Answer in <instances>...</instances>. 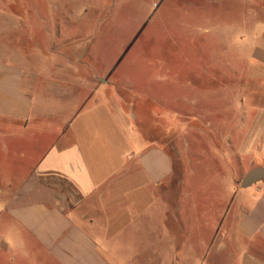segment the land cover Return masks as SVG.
Here are the masks:
<instances>
[{"label":"crops","instance_id":"obj_1","mask_svg":"<svg viewBox=\"0 0 264 264\" xmlns=\"http://www.w3.org/2000/svg\"><path fill=\"white\" fill-rule=\"evenodd\" d=\"M33 62L26 72L0 62V264H264V180L239 186L221 217L216 203L200 218L180 154L176 170L157 138L81 73L73 80L89 95L48 107L37 88L67 82L56 59ZM216 142L220 184L227 140Z\"/></svg>","mask_w":264,"mask_h":264},{"label":"rangeland","instance_id":"obj_2","mask_svg":"<svg viewBox=\"0 0 264 264\" xmlns=\"http://www.w3.org/2000/svg\"><path fill=\"white\" fill-rule=\"evenodd\" d=\"M257 53L264 55V0H0V62L26 72L36 59L59 61L66 87L36 92L48 107L68 109L74 96L89 95L73 72L120 103L176 170L177 153L184 159L187 195L200 218L216 203L221 217L245 174L264 168V61ZM223 138L217 184L209 157Z\"/></svg>","mask_w":264,"mask_h":264},{"label":"water","instance_id":"obj_3","mask_svg":"<svg viewBox=\"0 0 264 264\" xmlns=\"http://www.w3.org/2000/svg\"><path fill=\"white\" fill-rule=\"evenodd\" d=\"M262 180H264V168L254 167L241 179L240 187L247 189Z\"/></svg>","mask_w":264,"mask_h":264}]
</instances>
